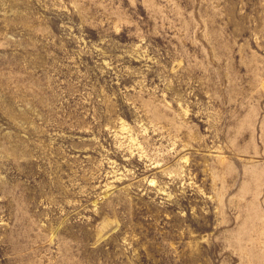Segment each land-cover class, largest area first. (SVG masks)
Segmentation results:
<instances>
[{
    "label": "rangeland",
    "instance_id": "obj_1",
    "mask_svg": "<svg viewBox=\"0 0 264 264\" xmlns=\"http://www.w3.org/2000/svg\"><path fill=\"white\" fill-rule=\"evenodd\" d=\"M0 264H264V0H0Z\"/></svg>",
    "mask_w": 264,
    "mask_h": 264
}]
</instances>
